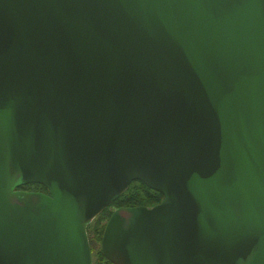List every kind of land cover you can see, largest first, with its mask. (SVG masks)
<instances>
[{"label":"water","instance_id":"water-1","mask_svg":"<svg viewBox=\"0 0 264 264\" xmlns=\"http://www.w3.org/2000/svg\"><path fill=\"white\" fill-rule=\"evenodd\" d=\"M136 181L107 261L264 264V0H0V264H92Z\"/></svg>","mask_w":264,"mask_h":264},{"label":"trees","instance_id":"trees-1","mask_svg":"<svg viewBox=\"0 0 264 264\" xmlns=\"http://www.w3.org/2000/svg\"><path fill=\"white\" fill-rule=\"evenodd\" d=\"M30 188H36L37 191L44 193L48 192L47 188L37 184L20 187L19 190H28ZM163 198L164 196L161 193L151 190L140 181H136L132 183L130 188L118 200H116L112 205H110L100 216L95 219L92 224L88 226L87 231L91 233L90 228H92L94 234L98 237V239L102 240L104 230L107 224L106 222H108L114 210L123 207L130 208L141 206L153 208L160 204ZM92 264L112 263L107 261V259L104 257L103 251L100 250L98 253L97 261H94L92 252Z\"/></svg>","mask_w":264,"mask_h":264},{"label":"rangeland","instance_id":"rangeland-1","mask_svg":"<svg viewBox=\"0 0 264 264\" xmlns=\"http://www.w3.org/2000/svg\"><path fill=\"white\" fill-rule=\"evenodd\" d=\"M28 190H36V188H30V189H28ZM114 210V209H113ZM117 210V209H116ZM116 210H114L113 211V213L116 211ZM112 213V214H113ZM101 215V214H100ZM99 215V216H100ZM95 220H93V221H91V222H89V223H87L86 224V229L88 228V226L90 225V224H92L93 222H94ZM109 221V220H108ZM107 223V222H106ZM107 225V224H106ZM106 228V227H105ZM91 230H90V232L91 233H89L88 231V237H89V240H90V244H91V249H92V252H93V259H94V261H97L98 260V253H99V251L100 250H102V240H103V237H102V240H99L98 239V237L94 234V232H93V229L92 228H90ZM105 231V230H104ZM104 235V234H103Z\"/></svg>","mask_w":264,"mask_h":264},{"label":"flooded vegetation","instance_id":"flooded-vegetation-1","mask_svg":"<svg viewBox=\"0 0 264 264\" xmlns=\"http://www.w3.org/2000/svg\"><path fill=\"white\" fill-rule=\"evenodd\" d=\"M19 190V189H18ZM24 191H28V192H40V191H37V190H24ZM44 193V192H43ZM47 194H49V191L46 192ZM164 199V198H163ZM108 223V222H107Z\"/></svg>","mask_w":264,"mask_h":264}]
</instances>
